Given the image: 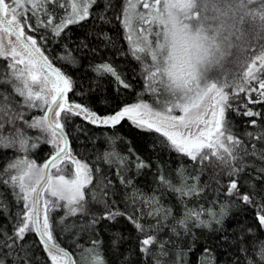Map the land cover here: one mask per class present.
Returning a JSON list of instances; mask_svg holds the SVG:
<instances>
[{
    "label": "snow or ice",
    "instance_id": "6c2138e0",
    "mask_svg": "<svg viewBox=\"0 0 264 264\" xmlns=\"http://www.w3.org/2000/svg\"><path fill=\"white\" fill-rule=\"evenodd\" d=\"M99 2L0 0V32L15 36V42L6 43L0 36V59L8 61L0 72V150L12 149L14 153L0 170V184L11 190L17 205L23 203L14 217L9 213L11 233L6 226L0 227V264H34L35 245L25 243L29 234L38 238L45 264H107L103 241L95 238V228L101 221L116 223L120 217L142 236L138 251L145 264L149 258L152 264H186L187 253L182 250L173 258L171 249H179L176 240L194 236L193 229L212 230L216 225V231L224 230L229 208L234 205L255 206L259 229L264 230V199L257 204L254 192L240 191L238 180L246 169H254L257 178H264V167L246 160L251 157L264 163V149L257 143L249 149L229 118L232 113L250 118L246 124L253 128L258 120L251 118H264V113L249 107L264 104V49L248 56L254 48L253 39H264V0H123L119 8L112 0H104L98 18L103 23L109 11L117 13L129 46V51L122 54L130 55L141 66L145 91L152 94L153 102L138 97L137 102L103 116L69 98L74 82L55 62L74 65L73 50L65 45L64 54L50 56L43 47L46 39L62 37L70 26L93 17ZM41 28L50 36L28 34ZM97 39L111 38L103 33ZM233 50L239 53L237 70L225 73V62L234 55ZM75 51L95 53L97 49L84 39ZM91 70L98 77H113L118 87H132L110 61L91 65ZM33 111L42 115L29 119ZM71 117L112 129L127 120L137 129L158 134L161 143L200 165L195 176L179 169V185L162 173L156 177L158 186L179 194L183 214L173 215L172 207L163 203L156 190L148 194L134 185L127 174L134 169L138 176L151 165L131 147L127 154L120 153L116 145L122 137H109L108 149L97 151L91 165L73 155L65 131ZM26 129L38 134L29 135ZM245 135L249 140L264 142V128ZM42 144L52 151L38 163L34 154ZM103 165L115 166L121 185L130 189L124 197L125 210L112 199L113 181L104 173ZM209 167L219 170L217 176H227V185L215 179V196L205 198L206 203L198 207H187L184 197L199 198L208 187H200L199 181ZM221 196L227 199L220 202ZM7 207L0 199V212ZM58 212L63 215L57 216ZM77 216L88 217L80 231L94 234L88 246L76 243L79 260L61 246L55 235L75 229L76 225L67 221ZM239 228V235L233 232L232 237L239 245L243 264H264V239L253 228H247V232L243 225ZM166 230L170 236L161 240L160 234ZM122 238L119 231L113 234V248H118ZM227 239L225 231L220 242L227 243ZM195 243L193 240L188 246V252ZM156 246L158 250L153 252ZM198 264H216L211 247L203 248Z\"/></svg>",
    "mask_w": 264,
    "mask_h": 264
},
{
    "label": "trees",
    "instance_id": "16d2710c",
    "mask_svg": "<svg viewBox=\"0 0 264 264\" xmlns=\"http://www.w3.org/2000/svg\"><path fill=\"white\" fill-rule=\"evenodd\" d=\"M112 2L118 8L123 5V0H112ZM103 4L104 0H100L94 9L93 17L89 20L70 26L69 30L62 37L46 39L43 42V47L47 49L46 54L50 56L64 54L65 45H68L73 50V55L76 58L74 65L66 64L65 61L55 62V66L61 67L62 71L69 75L74 82V92L68 94L69 98L77 103L87 105L102 116L117 110L124 104L137 102L138 97L148 103L153 101L152 94L145 91L141 66L130 55L125 56L122 54L129 51V46L125 40L124 30L116 19L117 13L109 11L106 14L107 21L103 23L98 18ZM32 22L35 23V21ZM103 33H107L111 39H97V36ZM28 34L36 37L40 35L50 36V33H47L43 28L36 33ZM84 39H86L90 47L97 49L95 53L75 51L77 43ZM253 41L257 42L256 40ZM235 59L236 56L232 55L226 60L225 73H234L237 70ZM106 61L112 62L119 74L127 78L132 85L131 88L123 89L122 87H118L113 77H98L91 70V65ZM7 64V60L0 59V72L7 67ZM249 107L254 111L264 113V104H254L249 105ZM32 115L38 114L31 112L28 118L30 119ZM229 118L233 122L234 131L249 149H251L252 143H257L258 148L264 149V142H257L254 139L249 140L245 135L248 131L255 133L264 128V118H251L258 120L256 128L246 124L250 118L237 116L234 113L230 114ZM26 131L29 135H37V132L34 130L26 129ZM65 131L68 134L69 148L72 150L73 155L78 159L90 163V165L95 161L97 151L102 153L108 149L109 137H122L123 139L118 141L116 145L120 153L127 154L129 147H131L151 165L150 168L143 169L138 176L135 174L134 169L127 174L133 178L134 185L148 194L156 190L157 196L162 198L163 203L172 207L173 215L179 217L183 214L184 203L179 199V194L168 190L163 185L158 186L156 177L162 173L174 185H179L181 182L178 176L179 169L184 168L188 174L195 176L200 165L192 162L187 156L173 151L166 143H161L162 138L158 137V134L137 129L127 120L123 121L120 126L112 129L106 126L92 125L82 117H71L70 122L65 126ZM49 150L50 147L47 144H42L36 150L34 158L37 159L38 163L49 155ZM13 155L12 149L0 150V170L6 166ZM134 158L130 157V159ZM246 160L247 162L256 164L257 167H264V163L259 160H254L251 157L246 158ZM103 171L113 181L111 185L112 199L117 201L118 207L121 210H125L124 197L125 193L130 191V189H126L121 185L120 179L117 176L118 169L115 166L109 168L108 165H103ZM218 171V169L209 167L200 174V187H204L205 185H208V187L199 198L184 197L183 200L186 202L187 207H198L206 203L205 198L211 199L214 197L215 192L213 188L215 187V179H220L222 184L227 185L229 178L227 176H217ZM238 180L240 191L244 193L254 192L257 204H259L261 199H264V178H257V173L254 169H246L240 174ZM0 199L8 206L6 210L0 212V227L6 226L8 232L11 233L12 220L9 217V213H11V217H14L17 211L23 208V203L21 202L17 205L16 197L9 188L2 184H0ZM219 199L220 202H224L227 198L221 196ZM93 210L97 212L101 211L99 208ZM127 210L131 211V209ZM256 212L257 209L253 205H234L230 207L229 215L224 221V230L216 231L215 229L218 227L216 225L212 226V230L193 229L194 236L176 240L179 249H171L173 258H175L176 251L182 250L187 253L184 256L186 264H198V258L203 248L211 247L216 257V264H238V262L239 264H243V257L238 251L239 245L234 243L232 233L236 232L239 235V225H243L245 232H247V228H253L259 238L264 239V230L259 229ZM56 215H63V212H58ZM67 222L69 225L75 224L76 228L63 233L57 231L55 235L61 246L65 247L70 253H73L74 259L79 260L80 252L76 248V243L79 242L88 246L94 238V234L92 231H80V225L87 223L88 217H70ZM148 222L147 220L145 221V223ZM117 231L122 233L123 238L118 248H113V234ZM225 231L228 237L227 243H221L220 236L225 235ZM95 232L98 233V236L95 238L103 241L102 250L107 264H145V258L138 251V242L142 236L137 233L136 229L127 219L120 217L116 223L101 221L96 226ZM169 236L170 232L166 230L160 234L159 238L164 240ZM193 240L196 243L192 247V251L188 252V246L192 244ZM25 243H33L35 245L33 248L35 254L34 264H45L46 256L42 246L38 243V238L34 234H29L26 237ZM157 250L158 246L152 248L153 252ZM147 264H152L150 258L147 259Z\"/></svg>",
    "mask_w": 264,
    "mask_h": 264
},
{
    "label": "rangeland",
    "instance_id": "374dc122",
    "mask_svg": "<svg viewBox=\"0 0 264 264\" xmlns=\"http://www.w3.org/2000/svg\"><path fill=\"white\" fill-rule=\"evenodd\" d=\"M27 30V29H26ZM0 36L4 37L5 43L7 42V40H12L13 42H15V38L13 36H7L6 34L0 32ZM254 37V34H253ZM254 40V39H253ZM254 48L248 53L249 57H252L254 55H258L260 53V51L262 49H264V39H260L257 42H254ZM234 52V56L238 55L239 53H236L235 50H233ZM224 72H225V68H224ZM153 101H151L152 103ZM34 114H38V115H42V113L33 111ZM36 132V131H35ZM38 134V133H37ZM50 147V146H49ZM52 149L50 148L49 152L51 153ZM49 153V154H50ZM39 163H43V161L39 162ZM54 171V170H53Z\"/></svg>",
    "mask_w": 264,
    "mask_h": 264
},
{
    "label": "water",
    "instance_id": "95a60500",
    "mask_svg": "<svg viewBox=\"0 0 264 264\" xmlns=\"http://www.w3.org/2000/svg\"><path fill=\"white\" fill-rule=\"evenodd\" d=\"M14 38H15V36H13ZM68 144H69V142H68Z\"/></svg>",
    "mask_w": 264,
    "mask_h": 264
}]
</instances>
